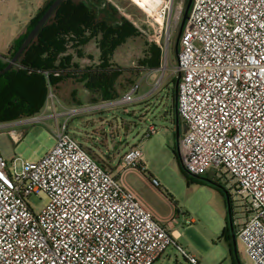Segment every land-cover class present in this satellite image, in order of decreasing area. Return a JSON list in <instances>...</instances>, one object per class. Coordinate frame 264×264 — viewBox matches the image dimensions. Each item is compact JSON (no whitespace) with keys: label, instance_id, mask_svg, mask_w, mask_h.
I'll return each mask as SVG.
<instances>
[{"label":"built area","instance_id":"built-area-1","mask_svg":"<svg viewBox=\"0 0 264 264\" xmlns=\"http://www.w3.org/2000/svg\"><path fill=\"white\" fill-rule=\"evenodd\" d=\"M129 1L152 28L166 68L182 5ZM175 69L174 112L186 126L178 143L182 164L194 176L226 172L229 197L246 213L236 239L251 264H264V0H192ZM139 88L91 110L129 105ZM15 164L0 156V264H155L169 248L198 264L123 182L127 172H146L139 147L122 156L114 174L65 121L56 123L54 145L41 158L22 161L19 171ZM150 183L160 187L153 177ZM31 196L44 200L39 213Z\"/></svg>","mask_w":264,"mask_h":264},{"label":"rangeland","instance_id":"rangeland-1","mask_svg":"<svg viewBox=\"0 0 264 264\" xmlns=\"http://www.w3.org/2000/svg\"><path fill=\"white\" fill-rule=\"evenodd\" d=\"M45 0H0V58L7 52V43L16 36L18 30L26 25L29 17H36ZM88 4L100 6L109 2L119 16L131 19L139 31L138 37L120 46L112 57V64L120 68H143L141 64L144 52L154 45L153 30L147 23L143 13L131 4L129 0H82ZM173 0L174 9L178 3L182 5L179 16L181 22L184 2ZM138 3H140L138 1ZM100 18L103 16L100 14ZM178 28L171 37L165 68L164 55L161 54L159 69L144 70L135 75L132 84L121 76L117 81L120 95L133 84L139 83L140 88L135 95L138 98L129 105L108 106L96 111H84L71 114L70 111L88 107L89 98L85 94L84 83L72 80L73 85L67 88L51 91L54 97H47L45 107L35 120H18L0 124V156L11 167L16 160V169L20 170L22 161H36L53 145L56 123L67 121L68 130L90 155L108 166L120 165L122 156L134 145L143 153L146 174L140 171L127 172L123 182L142 199L154 213L174 219L175 228L183 233L185 238L193 241L197 237H205L210 245L204 256L208 264H251L247 258L243 244L236 239L233 250L234 263L231 256L229 241L223 238L225 230L231 236L229 219L231 218L234 233L242 223L245 209L230 198V211L226 204L225 193L229 192L226 172L214 170L200 176L199 182H189L181 174L174 152H179L176 143V123L173 108V80L177 57L174 52ZM80 68L96 67L100 55L96 41H91L83 48V57L74 59ZM165 70V71H164ZM164 72V74H163ZM162 78V81L160 82ZM48 107V109H47ZM60 114L61 117L58 115ZM57 115L58 118H55ZM49 116V117H48ZM183 124L179 121V127ZM180 129V134L182 135ZM96 139L97 147L91 143ZM180 139V138H179ZM117 174L118 170H110ZM155 178L160 187H154L150 178ZM44 200L31 196L28 204L35 213L42 209ZM231 242V240H230ZM236 253V256H235ZM177 264H188L177 252ZM175 260V258H174ZM157 264V263H155ZM171 264H175L172 262Z\"/></svg>","mask_w":264,"mask_h":264},{"label":"trees","instance_id":"trees-1","mask_svg":"<svg viewBox=\"0 0 264 264\" xmlns=\"http://www.w3.org/2000/svg\"><path fill=\"white\" fill-rule=\"evenodd\" d=\"M53 1L44 2L36 17L29 22L26 32L4 56H1L6 61L0 59V71L7 66V61L13 57ZM186 4L187 0L184 6ZM100 14L103 18H100ZM138 35L137 27L123 16H119L109 2L97 6L82 0L62 1L24 50L17 64L0 76V124L33 118L40 114L45 107L49 91L56 88L58 91L61 88L66 89L68 83L73 85L72 80L84 83L91 104L118 100L124 94L120 95L117 88V81L121 76H124L130 85L133 77L144 70V67L158 70L161 65V52L155 45L145 50L144 58L139 64L143 68L125 69L112 64L115 51ZM91 41L97 43L99 65L80 68L74 59L83 57V48ZM176 80L177 78L173 80V84ZM174 122L176 123V120ZM181 136L180 134L179 138ZM84 149L90 155L88 150ZM174 155L185 179L189 182H199L200 176L189 174L178 153L174 152ZM97 162L109 169L107 165ZM227 233L225 230L223 238L229 241L234 263V248Z\"/></svg>","mask_w":264,"mask_h":264},{"label":"crops","instance_id":"crops-1","mask_svg":"<svg viewBox=\"0 0 264 264\" xmlns=\"http://www.w3.org/2000/svg\"><path fill=\"white\" fill-rule=\"evenodd\" d=\"M46 1V0H45ZM44 1V2H45ZM44 2H42L40 4V8H42V6L44 5ZM32 17H29L28 20L26 21V25H24L22 27V29L18 30L17 34L15 37H13L12 39H10V41H8L7 43V51L9 50V48L15 43L17 42L20 37L26 32V29L28 27L29 22L32 20ZM7 53V52H6ZM2 59V58H0ZM3 61H6L5 59H2ZM85 94H87L85 92ZM88 96V95H87ZM113 101H109V102H97L95 104H88V107L86 108H90V110L88 111L89 113L94 111L91 110V108L95 107V106H100V105H104L107 103H111ZM81 108V107H78ZM104 109V108H103ZM96 111V110H95ZM49 117V116H48ZM90 141L91 143L99 150L100 154H105L104 151H101V149L99 147H97V140L93 139L90 137ZM132 147H138L136 145L132 146ZM108 168L109 170H120V165L116 166V167H111L110 164H108ZM118 173V172H117ZM138 200L146 207L148 208L156 217V219H158L171 233L172 237L175 239V241L189 254L193 255L197 261L198 264H208L206 261V258L204 256L206 250L208 249V246L206 245H210L209 244V240L206 239L205 237H197V239L195 241H193V239L191 238H185L183 233H181L179 230H177L175 228V224H168V219L170 218L168 217H163L157 213H154L151 208L149 207V205H147L142 199H140L137 196ZM176 251L173 248H169L157 261V264H171L172 262H175V264L178 263V259L176 256ZM175 258V260H174Z\"/></svg>","mask_w":264,"mask_h":264},{"label":"water","instance_id":"water-1","mask_svg":"<svg viewBox=\"0 0 264 264\" xmlns=\"http://www.w3.org/2000/svg\"><path fill=\"white\" fill-rule=\"evenodd\" d=\"M64 0H54L51 5L48 7V9L44 12V14L41 16V18L38 20L34 28L30 31V33L27 35L25 40L22 42L21 46L19 49L16 51V53L13 55V57L7 61V66L0 71V76L5 74L7 71H9L14 65L17 64L20 56L24 52V50L28 47V45L31 43V41L36 37L37 33L40 31V29L43 27V25L48 21V19L54 14L55 10L58 8V6L61 4V2ZM192 0H187V4L185 6V9L183 11V16L181 19V22L178 27V32L176 36V41H175V47H174V52L176 54V57L178 55V46H179V39L182 34L185 22L188 17V11L190 9ZM179 81V76H177V80L174 85V90H173V103H174V108L176 106V97H177V85ZM175 120H176V143L179 141L180 137V129L182 132L186 130V126L182 125L181 128L179 127V120L177 114H175ZM225 198H226V204L228 207V211H230V197L228 193H225ZM229 225H230V230H231V241H232V246L235 250L236 247V236L232 227V221L231 218L229 219ZM236 254V253H235Z\"/></svg>","mask_w":264,"mask_h":264}]
</instances>
